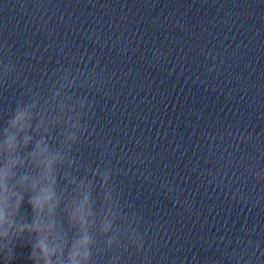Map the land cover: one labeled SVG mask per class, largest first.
<instances>
[{
	"label": "clouds",
	"instance_id": "clouds-1",
	"mask_svg": "<svg viewBox=\"0 0 264 264\" xmlns=\"http://www.w3.org/2000/svg\"><path fill=\"white\" fill-rule=\"evenodd\" d=\"M8 72L6 68L5 74ZM63 79L67 81V77ZM49 91L43 103L38 93L27 102L17 101L0 125L2 264H14L17 245L29 248L30 264H96L98 257L119 246V233L109 220V216L115 215L111 206L115 190L110 186L111 169L107 167L97 168L89 182L78 183L65 173L69 185L82 193L81 199H87L94 208L91 193L98 181L102 201L98 215L94 212L90 221L81 224L74 215L76 202L66 223L57 219L52 228L43 227L42 217L55 213L59 199L49 213L47 205H39L37 198L45 188H50L56 196L57 174L62 168L73 167L72 150L83 130V115L74 110L72 103H62L65 99L72 100L71 96L62 95L65 83L58 82ZM56 131L60 133V143L54 150L49 138ZM29 177H34L31 182ZM134 236L133 232L129 237L133 241L131 245H135Z\"/></svg>",
	"mask_w": 264,
	"mask_h": 264
}]
</instances>
